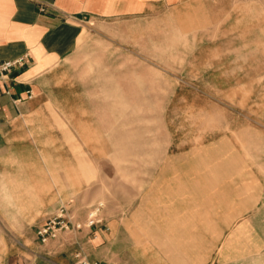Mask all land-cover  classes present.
<instances>
[{"label":"crops","instance_id":"crops-1","mask_svg":"<svg viewBox=\"0 0 264 264\" xmlns=\"http://www.w3.org/2000/svg\"><path fill=\"white\" fill-rule=\"evenodd\" d=\"M226 18L228 24H222ZM106 21L115 22L134 44L212 51L215 62L228 58V81L234 85L220 99H227L230 113L241 121L230 119L229 133L213 140L211 186L204 158L195 172L173 177L177 182L172 193L187 196L173 214L192 228L187 245L183 239L181 260L205 264L209 259L205 226L235 227V236L244 230L250 243L255 232L264 244V232L258 229L264 228V0H0V60L23 57L22 64L0 77V219H7L8 226L36 228L48 211L66 203L83 222L88 209L102 202V222L41 244L48 250L44 264H76L78 253L91 263L141 264L136 254L140 240L131 234L137 223L108 214L104 200L78 210L82 201L76 196L92 178L86 166L92 162L77 154L63 119L67 109L59 93L46 88L91 25ZM173 36L182 40L181 46H173ZM253 52L259 54L254 57ZM254 58L260 69L252 73ZM254 83L260 90H253ZM222 175L228 179L224 186ZM237 194L257 196L255 204H245L241 218L222 223V211L240 209L231 197ZM206 195L211 198L206 200ZM222 195L229 196L228 202ZM232 249L223 244L214 253L230 262L236 258ZM249 252L245 258L252 256Z\"/></svg>","mask_w":264,"mask_h":264},{"label":"rangeland","instance_id":"rangeland-1","mask_svg":"<svg viewBox=\"0 0 264 264\" xmlns=\"http://www.w3.org/2000/svg\"><path fill=\"white\" fill-rule=\"evenodd\" d=\"M221 23L228 24V19ZM181 41L173 39V46H181ZM212 54L134 44L120 34L115 22H98L53 71L54 79L46 86L59 93L67 109L63 119L77 154L92 162L86 165L92 178L85 180L87 185L76 196L82 201L78 210L104 200L108 214L137 223L131 234L140 240L136 254L141 264H171L172 255L173 264H186L181 247L183 239L187 245L192 228L173 214L184 206L180 199L187 197L172 193L177 182L173 177L182 171L195 172L204 158L211 186L213 140L229 133L230 119L241 121L230 113L227 99H220V93L234 85L228 81V58L215 62ZM252 62L255 73L259 63L255 58ZM253 88L260 90V84L254 83ZM221 181L222 186L228 183L223 175ZM228 197L221 199L228 202ZM231 197L240 209L222 211V223L241 218V208L254 205L257 196ZM6 222L0 219V264H44L48 250L35 239V228ZM235 229L203 228L209 258L205 264H264V244L256 233L250 243L244 230L232 235ZM258 229L264 232L263 227ZM223 244L233 248L234 260H218L215 253ZM249 251L252 256L245 258Z\"/></svg>","mask_w":264,"mask_h":264},{"label":"built area","instance_id":"built-area-1","mask_svg":"<svg viewBox=\"0 0 264 264\" xmlns=\"http://www.w3.org/2000/svg\"><path fill=\"white\" fill-rule=\"evenodd\" d=\"M23 63V57L14 60H0V77L5 75L12 67ZM31 97V94L28 95ZM103 207L102 202L92 205L82 222L76 219L73 206L70 204H60L41 224L35 228V236L40 244H47L55 240L63 232H73L81 230L84 226L91 227L102 222L100 215ZM76 264H98L89 262L81 254H76Z\"/></svg>","mask_w":264,"mask_h":264}]
</instances>
